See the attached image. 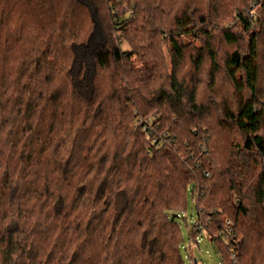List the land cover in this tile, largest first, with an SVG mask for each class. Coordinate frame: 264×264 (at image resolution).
I'll list each match as a JSON object with an SVG mask.
<instances>
[{
    "label": "trees",
    "instance_id": "trees-1",
    "mask_svg": "<svg viewBox=\"0 0 264 264\" xmlns=\"http://www.w3.org/2000/svg\"><path fill=\"white\" fill-rule=\"evenodd\" d=\"M189 193L264 264V0H0V264H185Z\"/></svg>",
    "mask_w": 264,
    "mask_h": 264
},
{
    "label": "rangeland",
    "instance_id": "rangeland-1",
    "mask_svg": "<svg viewBox=\"0 0 264 264\" xmlns=\"http://www.w3.org/2000/svg\"><path fill=\"white\" fill-rule=\"evenodd\" d=\"M190 40V39H189ZM123 51L128 50L126 44L121 45ZM163 50L166 51L164 48ZM227 52L226 49L220 54L222 57ZM224 76V75H223ZM225 76L220 81L225 84ZM196 207L195 203L190 197V193L187 198L186 210L180 213L176 222L180 227L181 233L184 237V243L181 244V253L185 264H220V259L215 251L214 245L212 242L208 241L204 236L197 238V244L192 243L189 237V228L190 225L196 220ZM188 257L192 258V263L188 261ZM191 260V259H190Z\"/></svg>",
    "mask_w": 264,
    "mask_h": 264
},
{
    "label": "built area",
    "instance_id": "built-area-1",
    "mask_svg": "<svg viewBox=\"0 0 264 264\" xmlns=\"http://www.w3.org/2000/svg\"><path fill=\"white\" fill-rule=\"evenodd\" d=\"M158 114L154 112L149 117H137L135 119V124L139 126L141 131H143L147 137L150 139V142L153 146L160 148L165 143V137L167 136L166 133L162 135L158 134V122H157ZM208 174H206L207 176ZM227 230L230 231V223H226Z\"/></svg>",
    "mask_w": 264,
    "mask_h": 264
},
{
    "label": "water",
    "instance_id": "water-1",
    "mask_svg": "<svg viewBox=\"0 0 264 264\" xmlns=\"http://www.w3.org/2000/svg\"><path fill=\"white\" fill-rule=\"evenodd\" d=\"M177 215H173L172 217H171V220H173L174 219V217H176Z\"/></svg>",
    "mask_w": 264,
    "mask_h": 264
}]
</instances>
